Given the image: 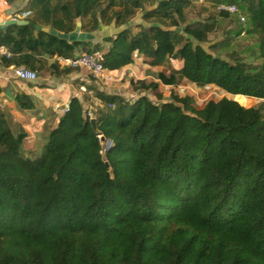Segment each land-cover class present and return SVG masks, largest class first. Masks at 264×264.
Instances as JSON below:
<instances>
[{"label": "trees", "instance_id": "trees-1", "mask_svg": "<svg viewBox=\"0 0 264 264\" xmlns=\"http://www.w3.org/2000/svg\"><path fill=\"white\" fill-rule=\"evenodd\" d=\"M120 1L125 9L115 14L117 27L142 7V0ZM205 1L216 9H246L262 34L260 64L208 51L214 25L187 21L186 0H161L143 16L147 27L140 25L136 34L124 29L95 45L70 43L31 24L5 26L0 43L14 56L3 63L59 77L73 69L42 59L74 57L80 45L91 44L89 53L105 54L108 73L134 64L137 55L157 65L177 60L179 72L158 75L166 86H215L264 102V0ZM35 2L49 16L47 25L62 33L75 31L76 19L88 14L83 0H72L57 21L49 0ZM98 27L95 20L92 31ZM131 84L164 101L158 84ZM94 97L100 101L96 127L84 104L72 98L36 157L25 155L27 135L0 105V264H264L259 108L225 97L198 109L173 92L162 104L101 91ZM16 101L23 110L35 109L29 95L18 94ZM99 136L113 143L104 156Z\"/></svg>", "mask_w": 264, "mask_h": 264}, {"label": "crops", "instance_id": "crops-1", "mask_svg": "<svg viewBox=\"0 0 264 264\" xmlns=\"http://www.w3.org/2000/svg\"><path fill=\"white\" fill-rule=\"evenodd\" d=\"M49 1L50 4L48 6L58 11L54 17L55 20H63L61 9L65 4L71 5L72 0ZM125 1H123L124 5ZM83 2L84 10L86 9L88 14L80 17V20L76 19L75 29L80 24L82 32L94 35L96 37L95 40L90 41L94 45L95 43H102L104 38L115 36L124 29H131L132 25H137L139 30L140 25L147 27V23L142 19L143 16L157 9L161 0H155L153 5H150L151 0H142V7L134 15L141 14L139 22L134 24L135 19L132 17L129 23L122 27L116 26L115 17L117 12H121L122 8L125 9L124 6H119L120 0H83ZM39 7L35 0H16L13 3L1 0L0 22L27 21L42 28H52L60 32L53 26L47 25L49 16L39 13L41 12ZM27 12H31V15L25 18L24 14ZM95 20L99 21V27L96 31L89 32L83 29L84 25L90 21H93V24ZM139 30L137 32L132 31L136 34ZM56 57L49 59L44 57L43 59H47L50 63H56ZM14 67H6L3 63V58H0V105L11 118L14 126L26 133L24 152L27 157H36L41 152L47 142L50 130L58 124L60 117L69 107L72 98H78L88 109L93 107V104L90 103L89 107H87L85 96L89 93L88 95H91L95 101V90L123 97L130 102L143 96H147L151 101V98H155L158 101L153 90H135L131 84L132 80L144 81L147 84H158L157 93L163 95L164 101L171 99L174 89L177 90L182 87L166 86L158 77L160 73L170 76L172 73L179 72V61L169 59L165 63L157 65L151 58L144 55H137L134 64L116 73L106 72V76L112 80H96L85 69H73L70 73L59 77L47 75L40 76L38 81H22L15 76ZM60 69L62 70V68ZM165 87L170 88V98L164 92ZM18 94L29 95L35 102V109L30 111L23 110L16 101Z\"/></svg>", "mask_w": 264, "mask_h": 264}, {"label": "rangeland", "instance_id": "rangeland-1", "mask_svg": "<svg viewBox=\"0 0 264 264\" xmlns=\"http://www.w3.org/2000/svg\"><path fill=\"white\" fill-rule=\"evenodd\" d=\"M151 1L152 2L150 3V5H153L155 0ZM186 1L188 2L185 9L187 21L194 25L203 24L204 22L212 23L214 25V31L209 35V41L206 44V48L208 51H210L214 55L221 56L224 59H239L250 65H258L262 62L259 52V45L262 42V34L259 30L253 29L246 9L241 8L239 4H235L240 9V14L231 15L230 18L225 19L220 17L219 12L215 8V6L205 0ZM139 15L137 14L136 16H133V19H135L134 24L139 22L141 14ZM241 17H245L246 22H242ZM157 20L158 19L156 17L153 18V22ZM92 22L93 21H90L86 25H84L83 29L89 32H93L92 27L94 23L92 24ZM166 23L169 24V20H166ZM130 28L134 32H137L139 30L137 25H132ZM82 46V48L77 49L76 55L82 54L83 52H89L93 48L91 44H85ZM103 46L107 47V45L105 44H103ZM42 60L44 62L47 61L46 59ZM47 71L49 72V70ZM39 75L44 76V74L40 73ZM96 91L97 90H95V92ZM164 92L167 94V97L170 98V88L165 87ZM173 93H178L182 96H188L194 101V105L198 109L203 107L209 101H220L225 97H230L248 106L259 108L261 112L264 113L263 101L243 96L232 97L215 86L200 88L192 84H186L178 88L177 90L174 89ZM88 94L89 93H87V95L85 96L87 107H89V104L91 103L95 108L97 106L98 100L94 101L92 96ZM151 99L156 104H162L163 102L168 101L170 102V99L162 102H158L155 98ZM13 127L17 129L14 124Z\"/></svg>", "mask_w": 264, "mask_h": 264}, {"label": "built area", "instance_id": "built-area-1", "mask_svg": "<svg viewBox=\"0 0 264 264\" xmlns=\"http://www.w3.org/2000/svg\"><path fill=\"white\" fill-rule=\"evenodd\" d=\"M1 7V0H0ZM218 12H228L232 15L240 14V10L235 5L229 4H221L217 7ZM31 15V12H27L24 14V17L27 18ZM242 22H246L245 17H241ZM1 24V22H0ZM82 48V45L79 46ZM13 53L9 50V48L0 43V58L3 59H11L13 58ZM104 57L105 54L103 52H83L82 54L75 55L74 57H56V63L63 68L70 69H85L89 72L90 75L96 80H112L110 77L106 76V71L104 67ZM15 76L22 81H38L40 75L38 72L28 69L26 66L14 67ZM97 105H100V101H97ZM69 108V107H68ZM68 108L66 110H68ZM95 113L97 115L96 109L94 107L88 108V116L91 121L96 119ZM102 140V136H99ZM112 141H104L102 142V150L101 154L104 156L106 152L112 147Z\"/></svg>", "mask_w": 264, "mask_h": 264}, {"label": "water", "instance_id": "water-1", "mask_svg": "<svg viewBox=\"0 0 264 264\" xmlns=\"http://www.w3.org/2000/svg\"><path fill=\"white\" fill-rule=\"evenodd\" d=\"M11 24H19V25H27V24H31L33 26H36V29L39 31H44L46 33H49L51 35L57 36L58 38L62 39V40H66L70 43H84V42H90V41H94L95 40V36L90 34V33H84L81 31V25L78 24L77 28L75 29V31L71 32V33H62V32H58L52 28H42L40 26L35 25L34 23H29L27 21H8L5 23H1L0 24V29H4L5 26L11 25ZM71 102L69 103L70 106ZM96 116V113H95ZM92 124L94 127H96V120H92ZM105 139L102 138L101 142H104Z\"/></svg>", "mask_w": 264, "mask_h": 264}]
</instances>
